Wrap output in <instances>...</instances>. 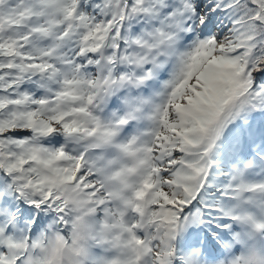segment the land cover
I'll use <instances>...</instances> for the list:
<instances>
[{"label": "snow or ice", "instance_id": "1", "mask_svg": "<svg viewBox=\"0 0 264 264\" xmlns=\"http://www.w3.org/2000/svg\"><path fill=\"white\" fill-rule=\"evenodd\" d=\"M0 264H264V0H0Z\"/></svg>", "mask_w": 264, "mask_h": 264}]
</instances>
